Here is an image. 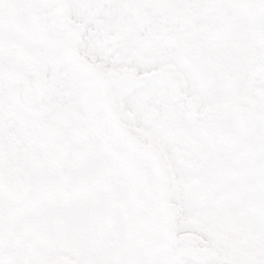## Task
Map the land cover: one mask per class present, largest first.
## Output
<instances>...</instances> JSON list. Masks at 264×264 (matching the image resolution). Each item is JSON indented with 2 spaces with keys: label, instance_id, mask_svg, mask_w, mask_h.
Here are the masks:
<instances>
[{
  "label": "snow or ice",
  "instance_id": "snow-or-ice-1",
  "mask_svg": "<svg viewBox=\"0 0 264 264\" xmlns=\"http://www.w3.org/2000/svg\"><path fill=\"white\" fill-rule=\"evenodd\" d=\"M0 264H264V0H0Z\"/></svg>",
  "mask_w": 264,
  "mask_h": 264
}]
</instances>
